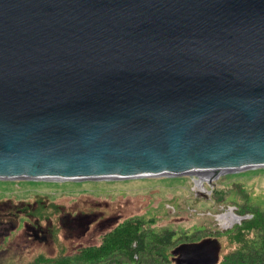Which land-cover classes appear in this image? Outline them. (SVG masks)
<instances>
[{
    "label": "water",
    "instance_id": "water-1",
    "mask_svg": "<svg viewBox=\"0 0 264 264\" xmlns=\"http://www.w3.org/2000/svg\"><path fill=\"white\" fill-rule=\"evenodd\" d=\"M262 167L264 0H0V180Z\"/></svg>",
    "mask_w": 264,
    "mask_h": 264
},
{
    "label": "rangeland",
    "instance_id": "rangeland-1",
    "mask_svg": "<svg viewBox=\"0 0 264 264\" xmlns=\"http://www.w3.org/2000/svg\"><path fill=\"white\" fill-rule=\"evenodd\" d=\"M209 180L205 181L203 189L199 186L201 177L196 175L112 181H20L32 185L0 180V200L4 197L16 199L15 194H19L20 189L31 196L40 192L56 198L63 206V217L68 219L62 220L69 240L64 247L68 251L77 245L100 244L104 234L127 220L139 219L147 223L154 220L151 227L155 230L174 231L176 237L188 238L174 250V264H220L227 249L224 235L210 234L202 240L194 235L206 228L214 233L229 231L240 224L235 205L224 204L225 200L221 202L227 199V202L232 200L240 205L236 193L230 190L235 183L248 193L251 204L264 208V167L221 174L211 182L218 186L214 193ZM14 206H4L6 209L0 211L1 242L20 230L19 216L18 220L8 215L14 211ZM70 221L74 225H69ZM46 237L35 229L26 228L16 236L17 245L43 251L49 249L41 245ZM72 241L75 242L71 244ZM46 254L54 256L56 252L49 249ZM3 255L0 250V257Z\"/></svg>",
    "mask_w": 264,
    "mask_h": 264
},
{
    "label": "trees",
    "instance_id": "trees-1",
    "mask_svg": "<svg viewBox=\"0 0 264 264\" xmlns=\"http://www.w3.org/2000/svg\"><path fill=\"white\" fill-rule=\"evenodd\" d=\"M15 183L32 185L31 182L25 181ZM211 188L214 193L218 186L213 183ZM230 190L236 193L240 205L232 200L227 202V199L221 202L225 200L224 204L235 205L236 214L244 219L229 231L214 233L210 228H206L197 232L194 237L202 240L210 234L224 235L227 249L220 264H264V208L251 204L248 193L242 186L235 183ZM19 191V194H15L16 199L4 197L0 200V211L6 209L4 206L15 204L14 211L8 215L10 218L11 214L14 218H20L19 232L0 241V250L4 252L0 257V264H174L173 252L180 242L188 239L176 237L174 231L155 230L152 228L154 220L147 223L130 219L104 234L100 244L77 245L68 251L64 243L69 240L65 235V222H62L63 219H68L63 217V206L60 202L45 193H33L31 196V193L26 194L28 191L25 189ZM5 201L8 202L4 203ZM70 223L74 225V222L70 221L69 225ZM26 228L35 229L47 236L41 245L55 250L56 254L48 256L46 252L49 249L35 251L19 247L16 236ZM73 242L75 241L71 244ZM21 252L24 254L21 255Z\"/></svg>",
    "mask_w": 264,
    "mask_h": 264
},
{
    "label": "bare ground",
    "instance_id": "bare-ground-1",
    "mask_svg": "<svg viewBox=\"0 0 264 264\" xmlns=\"http://www.w3.org/2000/svg\"><path fill=\"white\" fill-rule=\"evenodd\" d=\"M252 169H257V168H251V169H249V170H252ZM246 171V170H245ZM197 175L196 176H199V177H201V181L199 182V186H200V188L201 189H203V188H205V185H204V183H205V181H207V180H209V179H212V177L214 176L213 174V172H211V171H207V172H199V173H196ZM221 174H223V173H221ZM220 174V175H221ZM203 175H205V176H203ZM219 175V176H220ZM211 176V177H210ZM154 178H157V177H154ZM141 179H144V178H141ZM215 179V178H214ZM51 182V181H50ZM108 223V222H107ZM85 233H86V231H85Z\"/></svg>",
    "mask_w": 264,
    "mask_h": 264
},
{
    "label": "flooded vegetation",
    "instance_id": "flooded-vegetation-1",
    "mask_svg": "<svg viewBox=\"0 0 264 264\" xmlns=\"http://www.w3.org/2000/svg\"><path fill=\"white\" fill-rule=\"evenodd\" d=\"M77 239H79V238H77Z\"/></svg>",
    "mask_w": 264,
    "mask_h": 264
}]
</instances>
